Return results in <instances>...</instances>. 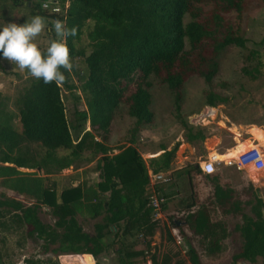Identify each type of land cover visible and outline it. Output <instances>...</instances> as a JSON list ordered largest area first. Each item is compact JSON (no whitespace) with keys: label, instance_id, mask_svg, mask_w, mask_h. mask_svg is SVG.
Returning <instances> with one entry per match:
<instances>
[{"label":"trees","instance_id":"16d2710c","mask_svg":"<svg viewBox=\"0 0 264 264\" xmlns=\"http://www.w3.org/2000/svg\"><path fill=\"white\" fill-rule=\"evenodd\" d=\"M40 1L0 0V8L8 13L24 11L17 19L18 25L39 15L45 21L59 19L68 29L75 27L77 35L69 36L66 41L73 69L71 72L61 69L66 76L61 85L45 84L24 70V80L11 101L13 111L5 109L6 99H0V188L20 199L8 198L1 192L0 218L21 224L25 237L40 241L43 252L80 255L91 264L106 248L105 235L112 234L117 245L113 249L117 264H136L138 259L144 260V251L134 250L121 240L140 236L149 249L157 221L152 220V210L148 207L146 170L151 174L169 171L179 143L168 151L161 148L159 156L148 160L147 169L136 157L139 175L129 181H118L114 161L105 163L109 172L105 173L104 185L84 179L75 187L57 191L50 176L73 168L82 160L103 158L110 151L108 133L119 106L134 120L130 136L136 135L142 126H149L153 122V113L149 110L150 76L170 91L174 116L185 132V142L202 141V132L193 134L180 115L181 90L190 77L201 79L209 87L218 73L217 59L222 51L229 46L245 48L242 18L249 0H57L61 9L58 15L43 11ZM256 1L264 9V0ZM65 3L67 8L63 13ZM260 44H264V33ZM46 51L41 52L46 54ZM76 90L78 95H72V99L82 102L84 109L74 110L72 120L68 121L62 91L71 94ZM224 101L212 91L205 94V105L209 108ZM254 134L259 142H264V136L256 131ZM86 150L90 157L83 159ZM18 168L32 172L22 173ZM191 172L199 173V170L189 165L175 176L189 177ZM73 177L78 178L75 174ZM154 190L161 191L158 186ZM213 192L214 204L222 213L240 215V223L232 229L240 245L231 256L230 264L240 261L255 264L258 259L264 264L261 200L252 195L251 201L244 203L247 214L240 210L234 191L215 186ZM41 206L48 207L51 225L38 219ZM77 217L100 218V222L88 234L82 230ZM180 221L198 237L206 257L215 258L224 251L228 233L221 223L209 220L207 210L187 212ZM169 225L173 228L175 222ZM166 235L172 240L168 230ZM186 243L188 263L201 264L194 246ZM150 258L152 264H171L169 255H163L160 263L154 255ZM25 264L58 263L46 260Z\"/></svg>","mask_w":264,"mask_h":264},{"label":"rangeland","instance_id":"374dc122","mask_svg":"<svg viewBox=\"0 0 264 264\" xmlns=\"http://www.w3.org/2000/svg\"><path fill=\"white\" fill-rule=\"evenodd\" d=\"M23 14H25L24 11L8 13L6 9L0 8V29L6 23L17 24V19ZM242 19L243 37L246 41L245 48L238 49L229 46L222 51L217 59L218 73L209 87L201 79L190 77L181 90L180 115L193 134L200 131L206 137L207 140L203 141L205 148L202 142L197 140L185 143V132L174 116L173 99L170 91L165 85H159L154 77L150 76L148 78L151 83L149 110L153 113V122L149 126H142L140 131L132 137L129 130L134 120L126 116L123 107L119 106L111 123L112 128L110 126V151L103 158L96 156L87 162L82 160L75 167L50 176V179H54L56 182L57 190L69 186V180L74 174L80 180L79 175L83 172L88 177L87 181L104 185L105 173L109 172L105 163L108 165L107 162L112 161L116 163L114 168L119 173L118 181L132 180L139 175L138 162H135L136 157L145 167L144 161L147 163L150 157L158 155L160 148L168 151L175 143H179V146L171 162V173L180 169H187L191 164H196L199 157H204L206 152H210L213 148L217 154H223L225 148L233 146L235 139L250 140L251 135L258 142V146H253L249 141L238 144L234 150L239 149L231 151L227 159H235L252 147L261 150L264 156V145H261L254 134V131H258L264 136V44H260L264 33V9L256 0H249ZM51 39L58 38L54 32V21L47 19L44 31L33 42L42 51L47 49ZM85 43V39H82V44ZM250 53H254V55ZM245 72L250 74L246 75ZM23 80V71L1 55L0 99H6V110L13 111L11 101ZM208 91L221 96L225 101L213 108L207 107L205 94ZM62 94L66 117L68 121H71L73 111L84 109V105L82 102L77 103L72 99V95H78L77 90L72 91L71 94L62 91ZM86 125L85 129L87 128ZM31 147L34 148L35 146L31 145ZM34 149L42 154L38 148ZM89 157V150L84 151L83 159ZM215 169L216 172L213 175L217 176V179L214 183L217 182L222 188L233 189L242 212L249 214L248 207L244 203L251 201L252 195H256L261 200L264 209V167L256 173L248 171L249 175L237 171L235 167L215 166ZM171 177L172 175L169 176L168 174L164 180L170 181L172 189L168 190L164 186L165 183L158 185L161 189L160 195L164 199V209H160L161 216L156 220L157 229L149 240V249H146L143 240L135 235L121 240L124 245H130L134 250L144 251V260L138 259L136 264H148L151 261V255H154L157 263H160L163 255H169L171 256V264L175 261L189 264L185 254L187 243L174 244L172 240H168L166 231L170 229V222L181 220L185 213L196 210L198 207L206 208L209 220L213 223H221L228 233L223 244L224 251L215 258L204 255L198 238L195 239L193 236L189 238V241L194 239L190 243L196 249L200 263L230 264L231 256L238 251L240 245L238 235L232 231L233 226L240 223V215L238 213L224 214L210 201L213 182L206 180L205 176L192 172L188 178L182 176L178 179H172ZM256 181L260 182L261 185L255 186ZM150 190L147 188V191ZM193 191L202 195L201 201L196 200L194 207H188L187 204L191 201V198L188 197L190 195L192 197ZM1 192L0 189V194ZM102 194L105 195L106 192ZM5 196L13 198L11 193H7ZM38 219L43 224L51 225L53 223L48 207L41 206L39 208ZM77 221L85 233L92 234L93 225L100 222V218L90 220L77 217ZM104 243L106 245L105 250L96 259H93V264L96 262L98 264H117L116 255L113 252L117 245L113 241L112 234L105 235ZM46 260L58 264H91L79 256L43 252L40 241H31L25 237L24 227L21 224L0 218V264H25L26 261L44 262ZM260 262L258 259L255 264H260ZM236 264L249 263H241L240 261Z\"/></svg>","mask_w":264,"mask_h":264},{"label":"clouds","instance_id":"9594fccd","mask_svg":"<svg viewBox=\"0 0 264 264\" xmlns=\"http://www.w3.org/2000/svg\"><path fill=\"white\" fill-rule=\"evenodd\" d=\"M48 7V2L43 5ZM45 29V20L36 15L24 24L6 23L0 29V53L4 59L14 63L21 71L28 73L45 84L55 82L61 85L66 81V76L61 71L71 72L73 64L70 50L67 47V38L75 37L77 29H68L59 19L54 21V32L58 39H51L46 54H42L34 39Z\"/></svg>","mask_w":264,"mask_h":264},{"label":"built area","instance_id":"2783aa9c","mask_svg":"<svg viewBox=\"0 0 264 264\" xmlns=\"http://www.w3.org/2000/svg\"><path fill=\"white\" fill-rule=\"evenodd\" d=\"M45 2H48V7L45 8L43 5ZM40 7L43 11L48 12V14L51 15H58L61 11V9L57 6V0H41L40 1ZM67 8V3L63 6V13H65V10ZM254 146H256V143H253ZM201 166L199 167L200 171L204 175H210L215 172L214 165L216 163H222L226 167H232L234 166L237 170L243 169L246 167L248 171L252 172H259L264 167V156L261 153V150L256 149L255 147H252L248 149L247 151L241 153L236 157L235 159H224L222 161H217L214 156H212L209 160H205L201 162ZM165 177L163 174H151L149 176V185L151 189L149 193L147 194L148 197V207L152 210V220L156 221L158 218H160V209L161 205L164 203L163 197L155 192V187L160 185L161 183H165L166 180H164ZM140 237V236H138ZM141 238V237H140ZM171 238L174 244L179 245L180 239L177 235H174L171 233ZM148 264H152L151 261Z\"/></svg>","mask_w":264,"mask_h":264},{"label":"crops","instance_id":"0c3cea01","mask_svg":"<svg viewBox=\"0 0 264 264\" xmlns=\"http://www.w3.org/2000/svg\"><path fill=\"white\" fill-rule=\"evenodd\" d=\"M112 123V122H111ZM87 126V128L85 129L86 131H88L89 130V128H88V125H86ZM110 126H111V124H110ZM111 128H112V126H111ZM255 128V127H254ZM256 130H258V129H256ZM140 131V130H139ZM256 132H258V131H256ZM109 133H110V128H109ZM109 133H108V144H107V147H111V144H110V140H109ZM260 134V133H259ZM251 135V134H250ZM263 136V135H262ZM207 139H206V137H204V139L202 140V141H199V140H197V141H199V142H202V145L204 144L203 143V141H206ZM246 141H249V142H251L252 143V145H253V143H256L257 141L253 138V136L251 135V139L250 140H243V141H241V140H236L235 139V141L233 142V146H230V148H225L224 149V153L223 154H217L216 153V151H215V148H213V149H211L210 150V152H206V155L204 156V157H199L198 159H197V162H196V164H191V165H194V168H195V166H197V169L199 170V173H195V172H193V173H195V174H197V175H203V176H205V178H206V180H208V181H210V182H213V189H212V193H211V198H210V201H212L213 202V204H214V197H213V191H214V187L215 186H217V187H219L221 190H223V191H227V189L228 190H231V191H233V189H230V188H222L221 186H219L218 184H217V182L216 183H214L215 181H216V179H217V176H215V175H213V174H215V172H216V169H215V172L213 173V174H210V175H212V176H210V175H204L201 171H200V169H199V167L201 166V162H203V161H205V160H209L212 156H217V158L220 160V161H222V160H224V159H227V156H228V154L231 152V151H237L238 149H236V150H234L237 146H238V144H242V143H245ZM186 143V142H185ZM264 142H262L261 143V145H264L263 144ZM257 145L256 146H258V142L256 143ZM204 146V148H205V145H203ZM254 146V145H253ZM255 146V147H256ZM241 147V146H240ZM243 147V146H242ZM161 149V148H160ZM159 154L158 155H156V156H154V157H150L149 159H152V158H155V157H157V156H159L161 153H162V151H160L159 150ZM148 159V160H149ZM148 160H147V163H148ZM147 163H146V161H144V164H145V168L147 169ZM5 166H8L7 164H4ZM170 166H171V164H170ZM215 166H222V167H224V168H230V167H226V166H224L222 163H216L215 165H214V168H215ZM232 167H234V166H232ZM71 168V167H70ZM196 169V168H195ZM16 170H18L19 172H22V173H29V172H32V170H27V169H16ZM64 170H66V169H64ZM181 170V169H180ZM62 171V170H61ZM179 170H177L176 172H174V173H171L170 172V169H169V171H167V172H165V173H161V174H163L164 175V177H166L167 178V175L169 174V176H171L172 175V179H178L179 177H182L183 175L182 174H179V176H175V174L178 172ZM237 171H242V172H244L245 174H248L249 175V172H248V169L246 168V167H244L243 169H238ZM146 172H147V176H148V184H147V186H146V192H147V194L149 193V191H147V188H150V185H149V176L151 175V173H150V170H146ZM192 173V172H191ZM87 175V174H86ZM190 175V174H189ZM79 177H80V180H78V178H75V177H73V178H71L70 180H69V186L70 187H75L77 184H78V182H80V181H82V180H87L88 179V177L87 176H85V174H80L79 175ZM85 177V178H84ZM212 177H215L216 179H215V181H212V180H210V178H212ZM84 178V179H83ZM188 178V177H187ZM50 181H54V179H50ZM55 182V181H54ZM167 183V184H166ZM55 184H56V182H55ZM161 184H164V183H161ZM166 184V185H165ZM165 184H164V186L166 187V188H168V190H170V189H172L171 188V184H170V181L169 180H166V182H165ZM56 188V187H55ZM1 189V188H0ZM57 189V188H56ZM2 190V192H4V194H6L7 195V193H11V192H9V191H4L3 189H1ZM57 191H59V190H57ZM194 191H196V190H194ZM194 191H193V193H192V197H191V195H190V197H188V198H191V201L187 204V206L189 207V206H192V207H194L195 206V201L196 200H198V202L199 201H201V196L202 195H200L199 193H194ZM12 194V193H11ZM160 194V193H159ZM12 196H13V199H15V200H20L19 199V197L18 196H15L14 194H12ZM234 196H235V193H234ZM16 197V198H15ZM24 203V202H23ZM25 204V203H24ZM215 205V204H214ZM216 206V205H215ZM217 207V206H216ZM201 208H203V209H205L206 210V208H204V207H198L196 210H190V211H188V212H194V211H197L198 209H201ZM217 208H219V207H217ZM220 209V208H219ZM173 222H176V221H173ZM177 222H179V223H182V224H180V225H178V226H174L173 228L172 227H169L170 229L168 230V234H169V236L171 237V233L173 234V236L174 235H177L178 237H179V239H180V242H182V243H186V242H192L194 239H191L190 241H189V238L191 237V236H193L192 234H191V232L187 229V227H186V224H185V222L184 221H177ZM178 228V229H177ZM193 238H195V239H197L198 237H196V236H193ZM172 239V238H171ZM186 250H187V247H186ZM80 256V255H79ZM92 258V257H91ZM242 263V262H241ZM244 263H246V262H244Z\"/></svg>","mask_w":264,"mask_h":264},{"label":"water","instance_id":"95a60500","mask_svg":"<svg viewBox=\"0 0 264 264\" xmlns=\"http://www.w3.org/2000/svg\"><path fill=\"white\" fill-rule=\"evenodd\" d=\"M195 168H197V166H195ZM180 224H182V223L175 222V225H176V226H178V225H180Z\"/></svg>","mask_w":264,"mask_h":264},{"label":"flooded vegetation","instance_id":"af4514ba","mask_svg":"<svg viewBox=\"0 0 264 264\" xmlns=\"http://www.w3.org/2000/svg\"><path fill=\"white\" fill-rule=\"evenodd\" d=\"M259 183H260V182H257V181H256V185H255V186H257V185L260 186L261 184H259Z\"/></svg>","mask_w":264,"mask_h":264},{"label":"bare ground","instance_id":"6f19581e","mask_svg":"<svg viewBox=\"0 0 264 264\" xmlns=\"http://www.w3.org/2000/svg\"><path fill=\"white\" fill-rule=\"evenodd\" d=\"M215 157V159L217 160V161H220L218 158H217V156H214Z\"/></svg>","mask_w":264,"mask_h":264}]
</instances>
